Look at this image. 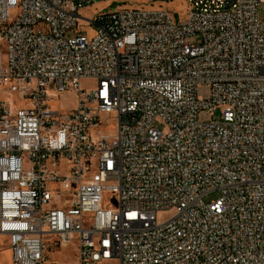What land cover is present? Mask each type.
I'll return each mask as SVG.
<instances>
[{
	"label": "built area",
	"instance_id": "obj_1",
	"mask_svg": "<svg viewBox=\"0 0 264 264\" xmlns=\"http://www.w3.org/2000/svg\"><path fill=\"white\" fill-rule=\"evenodd\" d=\"M106 1L0 0L10 264H264V0Z\"/></svg>",
	"mask_w": 264,
	"mask_h": 264
},
{
	"label": "rangeland",
	"instance_id": "obj_2",
	"mask_svg": "<svg viewBox=\"0 0 264 264\" xmlns=\"http://www.w3.org/2000/svg\"><path fill=\"white\" fill-rule=\"evenodd\" d=\"M144 7V8H158L159 6L162 8H166L169 10H175L177 12L184 13L187 9V3L186 0H109L106 2H96L92 5V7L84 11L85 13H92L95 14L99 10H112L114 8L119 7ZM259 16L261 18H264V5H261L259 7ZM70 37V34L67 35ZM200 41L199 36H193L187 39V42L189 43H197ZM5 54L4 46L2 42L0 41V64L3 62V55ZM82 87L89 88L91 86L88 82H81ZM5 90L0 91V100H5ZM198 97L202 99H208L210 96V88L206 84H202L198 88ZM8 101L16 102L17 98L15 96H11ZM53 107L57 109H68L72 105V97H69L67 95L59 97L57 101H55L53 104ZM220 111L221 109L218 108L214 112L207 114L204 112L199 113V120L202 122H219L220 120ZM156 128H158L160 131H165L166 128L164 124L157 120L154 124ZM105 131L109 132L111 131L110 127H107ZM112 197L111 194H105L106 199H110ZM216 198L215 193L208 194L206 197L203 198L204 202H209L210 200ZM7 251H9V243L8 240L0 236V264H9V255L7 254ZM46 259L53 264H75L77 262V243L75 240L71 241V243L67 247H60L56 246L53 248V250L48 252V249L46 250Z\"/></svg>",
	"mask_w": 264,
	"mask_h": 264
},
{
	"label": "crops",
	"instance_id": "obj_3",
	"mask_svg": "<svg viewBox=\"0 0 264 264\" xmlns=\"http://www.w3.org/2000/svg\"><path fill=\"white\" fill-rule=\"evenodd\" d=\"M73 104H74V102H73V98H72V105L70 106V107H72L73 106ZM7 254L9 255L8 257V259H9V264H10V258H11V252H10V249H9V251H7Z\"/></svg>",
	"mask_w": 264,
	"mask_h": 264
}]
</instances>
